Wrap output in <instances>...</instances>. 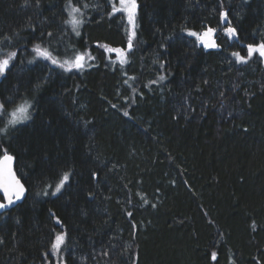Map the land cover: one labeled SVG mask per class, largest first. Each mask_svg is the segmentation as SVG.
Masks as SVG:
<instances>
[{"label":"trees","instance_id":"1","mask_svg":"<svg viewBox=\"0 0 264 264\" xmlns=\"http://www.w3.org/2000/svg\"><path fill=\"white\" fill-rule=\"evenodd\" d=\"M137 3L132 38L108 0H71L79 35L69 0H0V58L17 53L0 103L32 104L0 134L28 189L0 216V264H264V58L232 56L264 42V0ZM207 29L218 47L188 35ZM37 44L87 66L64 71Z\"/></svg>","mask_w":264,"mask_h":264},{"label":"snow or ice","instance_id":"2","mask_svg":"<svg viewBox=\"0 0 264 264\" xmlns=\"http://www.w3.org/2000/svg\"><path fill=\"white\" fill-rule=\"evenodd\" d=\"M111 8L110 15H116L117 13L123 14L126 17L127 24L130 29V35L132 38L135 37L136 29V17L138 15V3L137 0H108ZM118 3V6H117ZM83 7H87V4H84ZM70 11L68 13L69 18L65 20V24L70 25L73 32L76 35H79V27L84 23V16L81 7H76L71 4L69 0ZM222 18L227 21V13L221 14ZM119 18V17H118ZM224 34L229 38H237L238 34L236 29L233 27H226L224 29ZM48 35H51L49 33ZM188 35L196 37L205 47L216 48L218 45L213 41L212 43L208 42V37H214V30L207 29L204 33L198 34L194 31H189ZM4 39H9L5 37ZM7 47V46H5ZM132 48L131 39L128 41V50ZM32 51L36 53V58H42L45 61H49L52 65L57 66L58 68L64 71L83 70L87 66L86 56L83 53L74 54V60H60L55 58L53 51L48 50L47 48L41 47V45H34ZM109 52H115L120 57V63L124 64L127 62V54L123 49H108ZM17 53L15 51L7 52L4 54V58H0V76H4L8 72L11 62L15 59ZM232 56L236 58L237 62L247 63L248 60L252 59L253 56H259L264 58V42L258 44H249L247 45L246 55L242 56L239 52H233ZM35 60L29 61V63H34ZM162 81L165 79L163 75L159 77ZM152 83H155L153 81ZM39 87V85H37ZM115 107V105H113ZM32 104L29 100L21 98V101L16 104L14 108L10 111H6L4 104L0 103V122L4 123V127L0 128V134L7 135L10 128H15L16 125L22 124L28 120H31V110ZM124 115L127 116L128 113L124 112ZM15 157L8 153L6 149L2 150L0 154V192L3 193L0 196V210H7L16 201L22 199L25 193L24 184L21 183V180L17 177L16 171L14 170ZM71 173L63 172L58 174L57 178L47 185L48 188L52 189L51 193L47 190L43 191V195L47 196L49 194L55 196L61 192L65 187V184L69 182ZM131 215V213H129ZM65 243V235L57 234L52 243V249L55 252H59L62 245ZM213 260L215 259V254L212 256Z\"/></svg>","mask_w":264,"mask_h":264},{"label":"water","instance_id":"3","mask_svg":"<svg viewBox=\"0 0 264 264\" xmlns=\"http://www.w3.org/2000/svg\"><path fill=\"white\" fill-rule=\"evenodd\" d=\"M213 41L216 42L215 34H214V37L211 36V42H213ZM14 170L16 171V159H15V163H14ZM16 174H17V172H16ZM17 177L19 178L18 174H17ZM19 179H20V178H19ZM20 180H21V179H20ZM21 183H23L22 180H21ZM24 187H25V193H24V196L22 197V199L19 200V201H16L15 204L12 205V206H11L9 209H7V210H0V216L6 214V213H8V212H10V211H11L12 209H14L16 206H18L19 204H22V203L25 201V199H26L27 196H28V189L26 188L25 185H24ZM2 195H3V193L0 192V196H2ZM0 202H6V201H0Z\"/></svg>","mask_w":264,"mask_h":264},{"label":"rangeland","instance_id":"4","mask_svg":"<svg viewBox=\"0 0 264 264\" xmlns=\"http://www.w3.org/2000/svg\"><path fill=\"white\" fill-rule=\"evenodd\" d=\"M113 2H117V0H113ZM117 6H118V3H117ZM226 27H229L228 25H226ZM223 34H224V31H223ZM215 37H216V35H215ZM208 39V42H209V40H210V36L207 38ZM58 253V252H57Z\"/></svg>","mask_w":264,"mask_h":264},{"label":"bare ground","instance_id":"5","mask_svg":"<svg viewBox=\"0 0 264 264\" xmlns=\"http://www.w3.org/2000/svg\"><path fill=\"white\" fill-rule=\"evenodd\" d=\"M214 34H215V32H214ZM216 39V38H215ZM209 42H211V36H210V40H209ZM212 43V42H211ZM216 43V42H215ZM5 215V214H4Z\"/></svg>","mask_w":264,"mask_h":264}]
</instances>
